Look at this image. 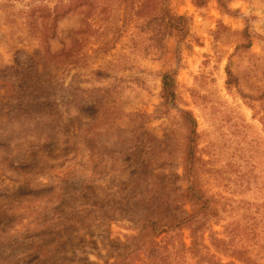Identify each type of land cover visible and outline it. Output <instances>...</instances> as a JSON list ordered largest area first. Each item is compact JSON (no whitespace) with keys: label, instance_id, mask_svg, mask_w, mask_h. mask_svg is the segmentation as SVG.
Returning <instances> with one entry per match:
<instances>
[{"label":"rangeland","instance_id":"obj_1","mask_svg":"<svg viewBox=\"0 0 264 264\" xmlns=\"http://www.w3.org/2000/svg\"><path fill=\"white\" fill-rule=\"evenodd\" d=\"M0 264H264V0H0Z\"/></svg>","mask_w":264,"mask_h":264},{"label":"trees","instance_id":"obj_2","mask_svg":"<svg viewBox=\"0 0 264 264\" xmlns=\"http://www.w3.org/2000/svg\"><path fill=\"white\" fill-rule=\"evenodd\" d=\"M162 11H161V16L163 14V18L164 20H168L167 26L171 27L172 29H175L181 33H183L185 31L186 25H187V20L183 17H176L173 14H171L170 10L167 7H162ZM172 81V83H171ZM163 84H164V88L167 90V88L171 85L175 84V81L171 79V76L169 75H165L164 79H163ZM176 222H173V224L171 223H166L163 226L159 225V223L156 222H150L147 221V223L145 224L144 228L149 227L154 229V231L157 232V234L159 233H164V232H168L170 228L173 227H181L182 225H184L186 222L185 221H178L175 219Z\"/></svg>","mask_w":264,"mask_h":264}]
</instances>
